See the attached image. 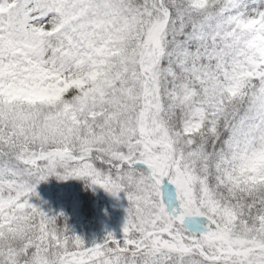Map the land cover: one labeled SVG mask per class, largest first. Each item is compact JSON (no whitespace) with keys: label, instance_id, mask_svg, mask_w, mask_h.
Returning a JSON list of instances; mask_svg holds the SVG:
<instances>
[{"label":"snow or ice","instance_id":"1","mask_svg":"<svg viewBox=\"0 0 264 264\" xmlns=\"http://www.w3.org/2000/svg\"><path fill=\"white\" fill-rule=\"evenodd\" d=\"M52 176L123 193L121 234ZM0 264H264V0H0Z\"/></svg>","mask_w":264,"mask_h":264},{"label":"rangeland","instance_id":"2","mask_svg":"<svg viewBox=\"0 0 264 264\" xmlns=\"http://www.w3.org/2000/svg\"><path fill=\"white\" fill-rule=\"evenodd\" d=\"M74 180L75 178H70L61 181L52 176L47 181L41 182L37 188H41L44 192L42 196L44 209H51L53 212H71L73 222L68 225L86 242L99 241L108 231L119 236L127 206L123 193H121V198L117 199L103 188L95 186L100 197H98L99 203L96 205V215L91 218L82 210L80 190L75 186Z\"/></svg>","mask_w":264,"mask_h":264},{"label":"trees","instance_id":"3","mask_svg":"<svg viewBox=\"0 0 264 264\" xmlns=\"http://www.w3.org/2000/svg\"><path fill=\"white\" fill-rule=\"evenodd\" d=\"M77 185L79 187H81L82 190H83L82 196H83V199H84V212L86 213V215L88 217H92V215L94 214V211H95L94 208H93V201L97 200V197H98L97 194H96V191L93 190L90 187H87L85 185V182L80 180V179L77 181ZM37 191H38V193L40 195V199H41L42 198V194H41L42 191H41L40 188ZM66 215L68 216V220H69L70 219L69 214H66Z\"/></svg>","mask_w":264,"mask_h":264}]
</instances>
